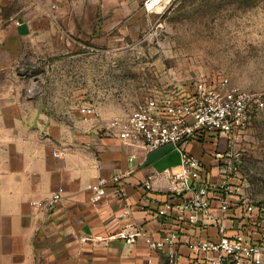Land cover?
Returning a JSON list of instances; mask_svg holds the SVG:
<instances>
[{"label":"rangeland","instance_id":"obj_1","mask_svg":"<svg viewBox=\"0 0 264 264\" xmlns=\"http://www.w3.org/2000/svg\"><path fill=\"white\" fill-rule=\"evenodd\" d=\"M38 1L0 0V62L17 73L29 96L58 117H92L106 127L149 98L185 97L198 84L216 89L227 81L264 91V0H174L154 14L141 0L139 22L124 28L113 22L103 36L86 27V6L76 5L79 0H46L50 7L59 3L52 5V15L63 16L47 25L36 19ZM65 16L72 20L63 21ZM12 26L56 30L50 39L57 51H38L37 39L29 43L32 51L25 43L13 50L4 37ZM89 109L94 113H85ZM214 139L206 141L214 145ZM226 145L239 155L238 197L264 208V116Z\"/></svg>","mask_w":264,"mask_h":264},{"label":"crops","instance_id":"obj_2","mask_svg":"<svg viewBox=\"0 0 264 264\" xmlns=\"http://www.w3.org/2000/svg\"><path fill=\"white\" fill-rule=\"evenodd\" d=\"M54 4L59 3L54 1L51 7ZM77 4L86 6V27L91 25L100 36L113 22L123 24L122 28L139 22L138 14L143 12L141 0H79ZM37 6L36 19L42 25L63 17L52 15L46 0ZM69 16L63 21L72 20ZM4 33L13 50L35 39L42 53L58 49L50 39L58 35L56 30L34 32L12 26ZM9 68L0 62V264H169L164 254L149 251L141 240L129 245L116 236L123 230L144 228L159 239L174 227L168 218L157 216L164 204L158 192L144 189L143 182L153 169L141 168L147 154L140 144L122 141L92 117L80 115L78 121L71 113L61 118L47 112ZM206 140L191 141L186 150L210 163L212 152L226 148V139L217 136L214 145ZM55 151L58 156L53 155ZM132 155L137 157L138 169L123 184L131 214L125 213L124 204L112 193L93 204L91 185L99 177L109 179L128 168ZM56 192L63 200L52 212L29 205ZM206 232L216 238L212 226ZM184 233L178 245L179 264H189L191 255L185 243L191 235Z\"/></svg>","mask_w":264,"mask_h":264},{"label":"built area","instance_id":"obj_3","mask_svg":"<svg viewBox=\"0 0 264 264\" xmlns=\"http://www.w3.org/2000/svg\"><path fill=\"white\" fill-rule=\"evenodd\" d=\"M173 1L144 0L143 7L154 14ZM84 111L94 113L92 109ZM263 116L264 91L244 90L223 81L216 89L198 84L185 97L149 98L129 116L106 125L108 133L124 142L140 144L146 154L169 144L182 154L179 167L162 173L152 168L153 173L143 182L147 192L156 191L163 200L157 216L168 218L174 227L159 239L144 228L123 230L116 236L129 245L141 240L149 251L164 254L169 264H179L178 245L187 230L191 235L185 242L191 254L189 264H264V208L238 197L237 152L228 151L226 145L224 150L212 152L210 163H206L186 150L191 141L217 136L233 143ZM53 155L59 154L55 151ZM136 160L132 155L128 168L109 179L97 178L90 188L92 203L98 204L112 193L130 215L132 205L123 184L138 169ZM62 200L63 195L56 192L29 205L49 213ZM209 226L215 229L214 239L207 236Z\"/></svg>","mask_w":264,"mask_h":264},{"label":"water","instance_id":"obj_4","mask_svg":"<svg viewBox=\"0 0 264 264\" xmlns=\"http://www.w3.org/2000/svg\"><path fill=\"white\" fill-rule=\"evenodd\" d=\"M181 158V152L173 144H169L147 154L141 168L152 167L162 173L166 169L179 167Z\"/></svg>","mask_w":264,"mask_h":264}]
</instances>
